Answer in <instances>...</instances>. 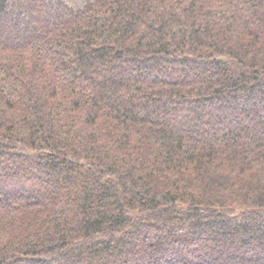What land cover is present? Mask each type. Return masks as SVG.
<instances>
[{"label":"trees","instance_id":"1","mask_svg":"<svg viewBox=\"0 0 264 264\" xmlns=\"http://www.w3.org/2000/svg\"><path fill=\"white\" fill-rule=\"evenodd\" d=\"M0 264H264V0H0Z\"/></svg>","mask_w":264,"mask_h":264}]
</instances>
